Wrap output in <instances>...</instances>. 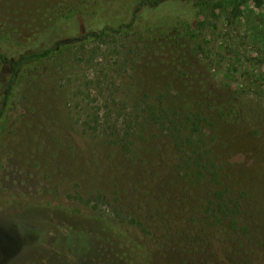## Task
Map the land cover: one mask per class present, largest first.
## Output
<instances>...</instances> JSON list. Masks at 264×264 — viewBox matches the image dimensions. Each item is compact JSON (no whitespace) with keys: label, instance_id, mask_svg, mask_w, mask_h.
Wrapping results in <instances>:
<instances>
[{"label":"rangeland","instance_id":"rangeland-1","mask_svg":"<svg viewBox=\"0 0 264 264\" xmlns=\"http://www.w3.org/2000/svg\"><path fill=\"white\" fill-rule=\"evenodd\" d=\"M136 2L0 0V32L40 31L44 9L113 22ZM192 23L64 50L20 78L0 125V264H51L94 206L128 223L147 264H264V0H218ZM147 95L206 116L210 172L142 129Z\"/></svg>","mask_w":264,"mask_h":264},{"label":"trees","instance_id":"trees-1","mask_svg":"<svg viewBox=\"0 0 264 264\" xmlns=\"http://www.w3.org/2000/svg\"><path fill=\"white\" fill-rule=\"evenodd\" d=\"M216 1L137 0L135 6L126 9L124 19L113 22L100 19V11L93 12L92 16L85 11L63 12L51 19L49 13L53 11L44 9L37 16L46 23L40 31L29 26L22 34L0 32V125L20 78L31 65L56 57L61 51L83 48L93 41L129 31L135 36L139 33L142 40L168 41L174 32L191 27L199 9L213 7ZM146 98L150 102L148 107L138 112L142 129L156 124L157 129L165 131L185 169L195 175L210 172L212 149L204 134L206 116L202 112L180 110L172 102L166 104L163 97L158 100L147 95ZM81 217L82 227H68L65 238H58L54 247L45 252L46 261L57 264L55 260L61 261L59 251H62V254L68 253V258H62L59 264H147V252L128 230V223L119 224L95 206L92 213H82ZM89 221L95 223L94 228H90ZM46 222L50 223L49 219ZM131 222L139 228L142 225L139 221Z\"/></svg>","mask_w":264,"mask_h":264}]
</instances>
